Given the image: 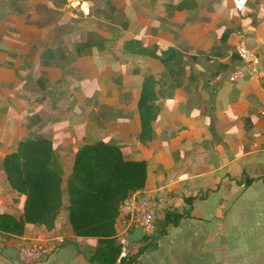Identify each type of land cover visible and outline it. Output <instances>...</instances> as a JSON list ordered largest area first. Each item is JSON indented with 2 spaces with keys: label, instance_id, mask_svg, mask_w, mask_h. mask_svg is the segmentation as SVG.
<instances>
[{
  "label": "crops",
  "instance_id": "1",
  "mask_svg": "<svg viewBox=\"0 0 264 264\" xmlns=\"http://www.w3.org/2000/svg\"><path fill=\"white\" fill-rule=\"evenodd\" d=\"M239 41L264 68V0H0V213H23L3 168L20 140L51 139L65 206L76 151L102 140L147 163L117 222L127 252L144 248L126 264H264V74L227 80ZM147 77L159 111L141 141ZM137 195L157 205L152 238L125 226ZM23 239L57 243L36 264H92L97 244L73 233L66 207L52 229L0 232V264H16L4 248Z\"/></svg>",
  "mask_w": 264,
  "mask_h": 264
},
{
  "label": "trees",
  "instance_id": "2",
  "mask_svg": "<svg viewBox=\"0 0 264 264\" xmlns=\"http://www.w3.org/2000/svg\"><path fill=\"white\" fill-rule=\"evenodd\" d=\"M154 89V79L145 78L138 100L141 126L138 138L141 141L152 138V123L159 111ZM3 168L10 187L25 195L20 217L0 213V232L5 238L21 236L26 223L52 229L57 216L66 207L73 233L97 238L96 247L88 258L90 263H132L144 250L139 248L135 253L125 250L117 237V222L123 203L146 184L145 160L127 159L118 145L102 140L81 145L67 177L66 206L61 186L63 172L55 163L50 138L20 140L16 150L5 155ZM175 215L166 212L165 226ZM143 238L147 237L143 235Z\"/></svg>",
  "mask_w": 264,
  "mask_h": 264
},
{
  "label": "built area",
  "instance_id": "3",
  "mask_svg": "<svg viewBox=\"0 0 264 264\" xmlns=\"http://www.w3.org/2000/svg\"><path fill=\"white\" fill-rule=\"evenodd\" d=\"M234 53L240 64L233 67L227 74V80L234 82L246 75L258 77L264 74L260 56L242 41L234 45ZM223 73L216 74V79H221ZM158 208L155 201L147 195H137L129 202L128 218L125 226L128 229H138L148 238H152L156 231ZM60 239H57L59 241ZM57 243L43 239H23L17 245L18 264H36L52 253Z\"/></svg>",
  "mask_w": 264,
  "mask_h": 264
},
{
  "label": "water",
  "instance_id": "4",
  "mask_svg": "<svg viewBox=\"0 0 264 264\" xmlns=\"http://www.w3.org/2000/svg\"><path fill=\"white\" fill-rule=\"evenodd\" d=\"M136 234L140 235V230H136ZM4 252H6L10 257L15 259V263L17 264L16 256H17V249L15 247H5Z\"/></svg>",
  "mask_w": 264,
  "mask_h": 264
},
{
  "label": "clouds",
  "instance_id": "5",
  "mask_svg": "<svg viewBox=\"0 0 264 264\" xmlns=\"http://www.w3.org/2000/svg\"><path fill=\"white\" fill-rule=\"evenodd\" d=\"M246 0H236L237 7L240 9L244 8Z\"/></svg>",
  "mask_w": 264,
  "mask_h": 264
},
{
  "label": "rangeland",
  "instance_id": "6",
  "mask_svg": "<svg viewBox=\"0 0 264 264\" xmlns=\"http://www.w3.org/2000/svg\"><path fill=\"white\" fill-rule=\"evenodd\" d=\"M64 175V174H63Z\"/></svg>",
  "mask_w": 264,
  "mask_h": 264
}]
</instances>
